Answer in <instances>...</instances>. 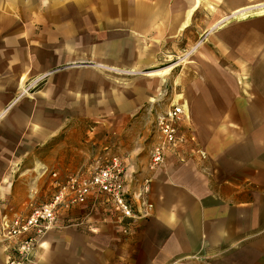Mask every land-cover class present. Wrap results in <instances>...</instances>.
<instances>
[{
    "label": "crops",
    "instance_id": "crops-1",
    "mask_svg": "<svg viewBox=\"0 0 264 264\" xmlns=\"http://www.w3.org/2000/svg\"><path fill=\"white\" fill-rule=\"evenodd\" d=\"M198 39L180 75L182 93L158 113L182 106L181 129L193 139L168 149L162 165L152 170L147 159L140 171L134 152L104 144L78 165L62 160L59 143L50 148V168L56 167L50 172L62 179L117 159L128 193L146 185L144 201L134 202L146 214L125 233L129 219L105 196H91L59 212L36 263L264 264V0H0V105L8 104L0 120L16 103L13 93L28 67L66 65L54 72L42 108L32 113L18 102L0 126V264L7 260L4 224L52 194L48 165L28 157L40 156L58 134H30L28 117L49 120L51 105L59 108L57 120H140L146 106L162 108V76L174 66L145 73L154 81L108 90L101 72L85 63L143 72L156 57L186 53L187 41ZM31 53L37 60L28 61Z\"/></svg>",
    "mask_w": 264,
    "mask_h": 264
},
{
    "label": "rangeland",
    "instance_id": "rangeland-1",
    "mask_svg": "<svg viewBox=\"0 0 264 264\" xmlns=\"http://www.w3.org/2000/svg\"><path fill=\"white\" fill-rule=\"evenodd\" d=\"M192 40H188V51L183 54L177 53L174 56H160L156 57L155 62L148 70L143 72H131V73H116L113 71L106 70L97 66V62H87L85 65H90L91 67L99 70L101 76L106 78L108 90L110 87H125L129 86L131 82L136 80H150L154 81V78L146 77L145 73L152 70H160L170 66H174L170 71L166 72L163 77L162 84V97L157 102L162 108L157 111L151 105L146 106L142 112V119L137 120L136 117L130 118L128 120H111L109 118L105 119H96L88 121H67V120H57L52 114L58 112L57 106H54L53 109L51 105L49 106L47 112L53 118L49 120H42V122L31 121V116L28 117V124L26 131L30 134L34 130L37 132H43L48 134H58L54 140H47L44 145H42L40 156L38 152L36 154H31L28 159H34L35 156L40 157L44 164L48 165L47 172L55 169L56 167L50 168L51 165V154L50 148L52 145L59 143L60 149L63 151V159L74 161L76 164H82L86 160L91 161L98 152H95L98 147L101 145H109L110 148L117 149L120 148L124 153H133L135 159H138V164L140 171L145 167L147 159L149 160V152L152 145L157 139V134L155 132L154 122L158 113L163 112V106L167 105L169 98L174 94H181V88L179 85L180 75L184 77V66L190 65L194 56L190 53L192 47L198 43ZM16 44L17 42H13ZM27 48V51L34 53V48ZM29 56L28 61L37 60L36 56ZM44 59V57H40ZM29 62L27 63V67ZM75 65H77L75 63ZM63 66H56L52 68H47L41 72H35L32 70V66L28 67L26 72L20 74L19 87L13 93V98L16 99V103L10 108H7V112L0 120V126H2L3 119L12 112L13 108L18 106V102H26L27 107L32 109V113H35L37 108H42L38 103H41L45 98L50 96V81L55 71L60 70ZM158 82L159 78H155ZM46 91V93H45ZM85 90L84 92H86ZM1 94H4V90L1 89ZM160 98V97H159ZM17 104V105H16ZM8 104H1L0 107H8ZM41 105V104H40ZM103 118V117H102ZM45 119V118H44ZM58 140V141H56ZM39 146V145H38ZM120 146V147H119ZM39 150V151H40ZM68 152V153H67ZM137 152V153H135ZM62 155V154H60ZM69 155L72 158H68ZM73 159V160H72ZM87 161V162H88ZM58 169H63L61 166H57ZM37 170H32L33 176L36 175ZM29 174V173H28ZM32 177V179H34ZM50 176V174H49Z\"/></svg>",
    "mask_w": 264,
    "mask_h": 264
},
{
    "label": "built area",
    "instance_id": "built-area-1",
    "mask_svg": "<svg viewBox=\"0 0 264 264\" xmlns=\"http://www.w3.org/2000/svg\"><path fill=\"white\" fill-rule=\"evenodd\" d=\"M186 118L182 106L170 109L155 118L157 139L149 152V168L155 169L165 162L166 151L191 141L181 129ZM51 197L45 201L32 202L24 216H16L2 227L1 240L7 247L5 264H37L36 251L47 233L54 228L59 212L82 204L89 197L105 196L120 214L129 219L123 231H129L132 222L146 214L135 211L136 200L144 201L146 185L140 192L128 193L125 185V170L117 159L99 163L87 174L60 178L56 171L50 172ZM148 209L151 207L148 205Z\"/></svg>",
    "mask_w": 264,
    "mask_h": 264
},
{
    "label": "bare ground",
    "instance_id": "bare-ground-1",
    "mask_svg": "<svg viewBox=\"0 0 264 264\" xmlns=\"http://www.w3.org/2000/svg\"><path fill=\"white\" fill-rule=\"evenodd\" d=\"M167 70H169V69H163V70H161V71L152 72V73H150V76H158V75H162V74L165 73Z\"/></svg>",
    "mask_w": 264,
    "mask_h": 264
}]
</instances>
